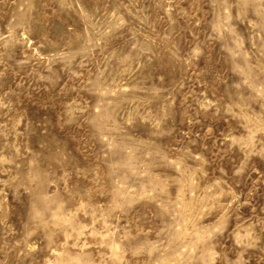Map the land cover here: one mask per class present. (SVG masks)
<instances>
[{
  "label": "rangeland",
  "instance_id": "1",
  "mask_svg": "<svg viewBox=\"0 0 264 264\" xmlns=\"http://www.w3.org/2000/svg\"><path fill=\"white\" fill-rule=\"evenodd\" d=\"M0 264H264V0H0Z\"/></svg>",
  "mask_w": 264,
  "mask_h": 264
}]
</instances>
